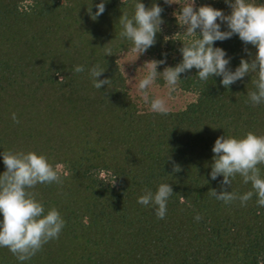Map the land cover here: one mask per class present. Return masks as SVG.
I'll return each instance as SVG.
<instances>
[{
	"label": "trees",
	"instance_id": "1",
	"mask_svg": "<svg viewBox=\"0 0 264 264\" xmlns=\"http://www.w3.org/2000/svg\"><path fill=\"white\" fill-rule=\"evenodd\" d=\"M100 2L0 0V174L6 171L4 152L32 151L66 173L62 183L29 189L45 214L55 208L65 220L59 238L25 261L0 247V264H264V207L257 196L241 206L210 194L224 190L223 176L210 175L217 138L264 136V103L254 106L249 97L257 75L226 88L222 77L201 81L193 68L169 91L185 96L182 105L155 113L151 95L146 104L131 93L119 62L134 51L121 35L120 18H132L141 0H105L104 13L94 20ZM142 2L164 9L156 43L141 53L145 62L165 60L157 68L162 73L182 62L180 49L198 34L183 33L186 26L175 15L180 4ZM203 5L232 11L225 0H196L197 9ZM221 30H228L226 23ZM213 46L232 57V71L258 51L238 34ZM108 48L112 55L105 54ZM77 65L85 71L76 73ZM97 65L105 69L98 79L111 81L101 89L89 74ZM153 85L169 90L162 75ZM174 164L182 170L173 173ZM258 167L264 178V164ZM162 183L174 193L165 218L158 219L156 206L138 198ZM224 187L239 195L254 191L240 175Z\"/></svg>",
	"mask_w": 264,
	"mask_h": 264
},
{
	"label": "clouds",
	"instance_id": "2",
	"mask_svg": "<svg viewBox=\"0 0 264 264\" xmlns=\"http://www.w3.org/2000/svg\"><path fill=\"white\" fill-rule=\"evenodd\" d=\"M232 9L230 14H225L222 9L210 5L196 8V0H165L168 5L180 4L181 11L175 14L178 24L186 30L187 37L198 34V38L189 43L184 42L180 49L182 62L175 67H167L162 73L157 71L158 65L165 60L150 61L145 63L146 74L138 83V91L145 103L149 102L148 90L155 82L158 75H162L169 91H175L181 73L195 68L201 81H207L209 77H222L221 84L228 88L248 74L255 73L254 81L256 91L250 92L252 104L264 103V4H256L252 0H225ZM97 11L91 13L95 20L105 11V0L96 6ZM164 9L158 3L148 8L142 2L135 5V13L132 18L123 14L120 23L124 31L122 36L133 42L134 51L143 53L156 43V35L162 31L164 23L162 12ZM219 18V23L217 22ZM227 24V31L221 30V24ZM199 29V32H197ZM239 36L245 44H251L258 49L255 56L249 61L241 58L235 71L229 68L232 57L227 56L226 50L214 47L216 41H224L233 35ZM245 52L251 55L245 47ZM106 55H112L110 48L105 50ZM74 71H85L83 65L75 66ZM105 71L99 65L93 67L89 74L93 79L94 87L101 89L103 85L111 83L109 78L98 79ZM62 79V77L60 78ZM151 111L167 114L169 108L166 100L156 97L151 100ZM12 119L19 123L15 113ZM214 163L210 173L211 179L223 176L222 191L211 189L210 194L215 199L224 203L239 200L241 206H246L253 195L257 196V204L264 207V178H261V170L258 165L264 164V136H258L252 132L243 138L225 137L217 138L212 149ZM3 161L6 171L0 174V247L8 248L17 259L25 261L39 252L43 245L53 239H58L65 226V220L60 212L52 208L45 214L42 202L36 199V194L29 189L37 184L62 183L60 165L53 166L48 158L36 152H4ZM181 166L174 164L173 173L180 172ZM240 175L245 184L251 182L254 191H248L243 195L228 191L224 186H231L232 180ZM115 183V182H114ZM113 183V184H114ZM174 193L170 184L162 183L153 193L150 189L138 198V203L144 206L153 204L156 206L155 214L158 219H164L167 213V202ZM197 221L202 217L197 214Z\"/></svg>",
	"mask_w": 264,
	"mask_h": 264
},
{
	"label": "rangeland",
	"instance_id": "3",
	"mask_svg": "<svg viewBox=\"0 0 264 264\" xmlns=\"http://www.w3.org/2000/svg\"><path fill=\"white\" fill-rule=\"evenodd\" d=\"M119 62L124 75L128 78L131 93L141 96L140 92L138 91V83L139 80L142 79L146 74V67L144 66L146 62L143 58V55L136 51H131L121 55ZM148 93L149 96H152V99L156 97L164 98L169 109L182 105L184 102L182 98L185 97L178 94L173 95L169 92V90L158 88L155 85L150 87Z\"/></svg>",
	"mask_w": 264,
	"mask_h": 264
}]
</instances>
